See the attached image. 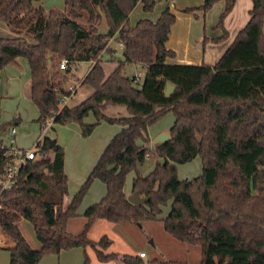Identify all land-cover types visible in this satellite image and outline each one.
Masks as SVG:
<instances>
[{"label": "trees", "instance_id": "obj_1", "mask_svg": "<svg viewBox=\"0 0 264 264\" xmlns=\"http://www.w3.org/2000/svg\"><path fill=\"white\" fill-rule=\"evenodd\" d=\"M40 1L0 0V23L14 34L0 37V71L18 58L26 60L29 99L38 110L40 132L49 117L53 125L76 123L83 137L102 122L118 124L121 130L64 209V150L55 138L35 142L34 160L10 190L0 193V233L10 242L9 264H37L44 255L77 247L83 250V264H90L88 248L100 263L117 260L115 253L105 252L111 245L107 236L88 239L99 220L137 225L161 221L169 236L200 247L199 264H264V0H251L247 24L213 65L165 62L174 56L165 46L175 22L169 8L155 21L139 19L129 25L137 5L150 11L168 0H63V11L33 5ZM217 1L224 3L216 25L223 34L213 42L226 37L223 21L236 0H203L200 7L184 10L205 14ZM102 15L105 33L97 29ZM111 40L122 47L121 58L110 59L116 67L105 75L101 61L111 53ZM63 59L67 69L61 72L58 62ZM81 62L92 64L80 85L93 92L74 107H60L59 99L69 95L65 83L71 68ZM129 65L145 68L141 84L125 75ZM166 83L175 86L167 98ZM107 106H125L128 116L106 117ZM167 113L174 117L170 139L150 152L153 169L132 179L131 194L144 201L131 203L124 192L126 176L149 157L148 127ZM89 114L93 123L84 122ZM11 128L0 123V175L6 162L3 143ZM196 157L201 174L179 180L176 165ZM95 180L104 184L105 195L81 214V232L71 234L67 224L79 216ZM20 220L31 225L39 249L23 238L16 225ZM120 260L141 264L139 256Z\"/></svg>", "mask_w": 264, "mask_h": 264}, {"label": "rangeland", "instance_id": "obj_2", "mask_svg": "<svg viewBox=\"0 0 264 264\" xmlns=\"http://www.w3.org/2000/svg\"><path fill=\"white\" fill-rule=\"evenodd\" d=\"M56 1H59L58 5H56ZM170 0L167 2H160L156 3L154 7L150 11H143L141 5H137L134 10L130 13L128 17V23L130 26L135 25V23L139 19H149L155 20L153 18L158 17L161 13L160 11V4H168ZM187 0H174V7L179 8L183 4L186 3ZM192 2V0H191ZM43 9H53V10H61L63 6V0H42L39 5ZM158 14V15H157ZM157 15V16H156ZM105 17L102 16L101 20L98 24L99 31L105 33L107 29H105ZM224 22V21H223ZM217 23V22H216ZM175 24V22H174ZM173 24V25H174ZM4 27V26H2ZM224 27V23H223ZM0 37L2 38H10L7 34V30L5 28H1L0 26ZM172 44V43H171ZM110 54H104L102 56V66L103 70L106 75H108L112 70L116 67V63L110 61V59L121 58V50L119 45L114 42L111 43ZM200 49V50H199ZM202 46L196 49L195 51H191L189 54L190 58L187 60H194L196 59L195 55L200 54L201 56ZM172 58H175V54ZM185 60V59H182ZM60 62V61H59ZM59 62H58V70H59ZM89 63L81 62L71 68L70 75L67 77V82L65 83V87L68 86H77V92L71 96V98L67 101L68 107H73L79 104L92 93V89L86 85H80L82 77L86 74L87 68ZM134 69L131 66H126L125 68V75L128 78H132L131 76L137 75L139 78V83L141 84L144 78V72L141 69ZM29 69L25 59L18 58L15 62L9 63L3 67L0 71V121L4 123H9L15 129V134L10 136L8 139H13V144L18 148L23 149H32L34 148L35 141L41 139L43 137L49 138H58V142L60 146H62L65 151L68 153L76 150L77 148L84 147L83 141L85 143V147H89L93 142L92 141H85L88 137H83L81 132L78 133V137H74L72 135V127L68 126L69 124L65 125H53V130L48 129L45 132H40L39 124L36 122L38 118V111L34 104L29 99ZM137 77V76H136ZM85 96V97H84ZM121 109V110H118ZM123 111V116L127 117L128 112L125 106H107L105 109V114L107 113H116V112ZM94 121V116L89 114L85 119L84 122L90 123ZM174 121V117L171 113H167L158 119L155 123L148 127V134L153 135L154 133L159 132L161 129H169ZM75 125L77 128L79 126L76 123L70 124ZM113 127L114 134L118 132L120 127L118 124H108V123H101L97 125L93 133H97L96 140H101L104 136L105 132H102L104 128H111ZM78 130V129H77ZM80 130V129H79ZM99 134V135H98ZM94 135V134H93ZM112 135V136H113ZM112 138V137H111ZM110 138V139H111ZM101 143H97L96 146L99 145V155L103 152L105 148V143L102 145ZM157 144L153 143V139L150 140L146 144V149L150 152H154L155 146ZM148 154V155H149ZM151 154L149 155L146 160L137 166V170L140 174L146 175L150 172L154 167V160L151 159ZM161 161V160H160ZM177 169V177L179 180H191L197 176H199L202 172V165L199 157H196L192 161L176 165ZM77 170L74 169L73 173L68 176V196L71 197L76 189L80 186V181L77 177ZM134 176V171H131L127 174L124 184V192L129 194L131 193V182L132 177ZM95 185H102L101 182H96ZM96 186H90V189L83 199V202L86 204V207L92 205L95 202H98L103 196L100 192L96 189ZM65 199V198H64ZM96 200V201H95ZM64 201V200H63ZM82 202V203H83ZM89 202V203H88ZM64 203V202H63ZM81 203V205H82ZM83 203V205H84ZM85 207V208H86ZM169 207L164 208L163 216L168 212ZM26 221V220H25ZM85 222V219L82 216H77L69 221V226L67 231L73 232V234H78L82 230V226ZM30 226V224L28 223ZM122 226L124 228L116 227L114 224H110L106 221L99 220L89 230L88 239L96 242L102 236H107L108 239L113 244L105 251L106 253H122L124 249L127 251L126 254H130L129 249H127L128 244L131 242H135L141 248L140 252H144L147 254V259H155L159 263L152 264H170L168 262H172L173 264H199L200 261V247L193 246L186 243H182L174 239L173 237L169 236L164 230L161 221H153V222H143L141 225L137 224H129L123 223ZM121 226V227H122ZM129 244V245H130ZM88 254L91 255L93 258V263H95V254L91 249H87ZM81 256H82V263L84 261L83 250L80 248ZM197 253V254H196ZM52 254L44 255L37 264H47L48 256ZM118 259V264H121L120 258L124 255L116 254ZM120 260V261H119ZM175 262V263H174ZM186 262V263H184ZM54 263L57 264V259L54 260ZM0 264H9V254L6 250L0 249ZM141 264H149L146 260H143Z\"/></svg>", "mask_w": 264, "mask_h": 264}, {"label": "crops", "instance_id": "obj_3", "mask_svg": "<svg viewBox=\"0 0 264 264\" xmlns=\"http://www.w3.org/2000/svg\"><path fill=\"white\" fill-rule=\"evenodd\" d=\"M40 2H35L33 5L35 7H39L38 5ZM58 3H59V1H56V5H58ZM202 3H203V0H192V2H191V0H187L186 3L183 4L182 6H180L178 9L173 6L174 0H170L168 2V4H163V3L160 4V6H161L160 11L161 12L165 8H169L170 12L175 16V24L172 25L171 30H170V34L168 35V39L165 43L166 48L168 50H171L172 52H174L175 58H167L165 60V62L167 64H172V65H200L203 63V64H207V65H213L214 63H216L217 60L221 57V55L224 53V51L232 43L237 32L239 30H241L247 24V22L249 20V11L252 7L251 0H236L232 11L225 17L224 22H223L224 23L223 28L227 34L226 37L224 39L218 41V42H213V40L220 38L223 34V32L220 29L216 28V25H217L216 22H218V17L223 10L224 3H223V1L215 2L213 4V6L211 7V9L208 12H206L205 14H202L200 11H194V12H188V13L184 12V10L186 8H198L202 5ZM44 10L48 11L49 9H44ZM63 10H64V2H63V6H62L61 10H57V11H63ZM157 18L158 17H155L153 19L156 20ZM155 20H151V21H155ZM0 26H1V28H5L7 30V34L10 36V38L14 37V34H12V32L9 30V28L4 23H0ZM2 26H4V27H2ZM104 26H105V29H107V23L106 22H105ZM97 29H98L99 33H102L99 31V27H97ZM262 31L264 34V26H263ZM111 43H114V41L111 40L109 42V45H108L109 48H111L110 47ZM200 46H202V50H201V52L199 51L200 49L198 51L201 53V56H200V54H197V56L195 55L196 59L187 60L188 58H190V55H191L189 53L191 51H195L196 49L200 48ZM119 47H120V50L122 52V47L120 45H119ZM182 59H185V60H182ZM91 65L92 64L89 63L87 71L90 69ZM101 66H102V63H101ZM129 66L133 67L134 69H137L136 71H138V69H141L145 74V68L144 67L138 66V65H129ZM102 68H103V66H102ZM136 76L133 75L131 77L132 78L134 77L135 79H137V81L139 83L138 74ZM29 79H30V75H29ZM29 79H28V81H29ZM76 89H77V86H76ZM75 92H77V90ZM91 94L92 93H90L88 96H86V98H88ZM86 98H84V100ZM105 109H104V111H105ZM118 110H121V109H118ZM104 111H103V114L109 118L124 117L123 111H121V112L117 111L116 113L114 112V113H107V114H105ZM93 122H90V123H93ZM0 123H4V122L0 121ZM102 123H104V122H102ZM71 124H73V123H71ZM68 126H73L72 127V130H73L72 135L75 138L78 137V133L80 132L79 128H77L75 125H70V124ZM117 129H119L118 130V132H119L121 130V127H118ZM103 131L105 132V134L102 137V139L98 140V141L96 140L97 135H95L97 133H93V132L91 133V135L85 140V141H92L93 142L89 147H85V143L83 141L84 147L79 148V149L77 148L76 150L67 154L65 149L61 146L64 150V164H63L64 173L68 178V176L71 175V173H73V170L76 169L77 170V172H76L77 177L80 181V186L83 184V182L85 181L88 174L90 173V171L92 170L93 166L95 165L96 161L99 158L98 155L100 152L98 149H100V147L98 145L95 148V145L97 143H101V141L103 143L102 145H104V143H105V145H107L109 143V141L111 140L110 138L115 136L118 133L117 132L116 134L113 135L114 131H116V130H114L113 127L104 128V129H102V132ZM168 131H169V129H166V130L161 129L159 132L154 133L153 135L148 134L149 141L154 139L160 133H167L168 134ZM55 139L57 141V144L60 145V143L58 142V138H55ZM7 140H8V137H7L6 141ZM145 147H146V145H145ZM136 174L144 176V175L140 174L138 172V170L136 169V172L134 171V176L132 177V179L136 176ZM68 182H69V180H68ZM96 182H97V180L93 181L92 186H96V189L98 190V192L101 193L102 196L105 195L106 189H105L104 184L95 185V184H97ZM79 187L76 189V191L73 193V195L77 192ZM125 194H126L127 198L131 195V193H129V194L125 193ZM72 196L69 197L67 195L66 197H64L65 198L63 201L64 203H62L63 209L68 205ZM83 203L78 208V215L79 216H81L83 211L87 208L86 204L84 203V205H83ZM95 203H97V202H95ZM96 222H98V221H96ZM122 224H114V225L116 227H119V228H124L122 226ZM16 225L19 228L23 238L26 240L28 245L32 249H35V250L39 249L40 244L38 243V241L36 240V238L34 236V232H33L31 225L29 226L28 222L25 220L18 221L16 223ZM68 226H69V222L67 224V228H68ZM70 233L73 234V232H70ZM111 244H113L112 240H111ZM129 244H128L127 249H129L130 254H132V256H138L139 251L141 250V248H139V245H137L134 241L131 242L130 245ZM9 246H10V242L6 238H4L2 236V234L0 233V249H4L8 252L7 249L9 248ZM125 251H127V250L124 249L122 251V253L124 255H129V254H126ZM86 252L88 254L87 250H86ZM111 253H114V252H111ZM122 253H115V254L121 255ZM199 253H200V251H199ZM145 255H146L145 257L140 258L141 262L143 260H146L147 263H149V264H152V262L153 263H159L154 258L152 260L147 259V254L145 253ZM88 257L90 259V264H118L117 260L110 261L107 263H100L96 259H95V263H93L94 261H93V258L91 257V255L88 254ZM47 258H49V259H47V264H55L54 263L55 259H57V264H81L82 263V256H81V252H80L79 247L72 248V249L67 250V251H61L58 254H52L51 256H48ZM184 263H186V262H184Z\"/></svg>", "mask_w": 264, "mask_h": 264}, {"label": "built area", "instance_id": "obj_4", "mask_svg": "<svg viewBox=\"0 0 264 264\" xmlns=\"http://www.w3.org/2000/svg\"><path fill=\"white\" fill-rule=\"evenodd\" d=\"M66 69L67 62L63 59L59 62V71L63 72ZM134 83H138L137 79L134 80ZM67 91L69 95H63L59 99L60 107L66 105L69 98L75 93L76 87L68 86ZM52 122L53 117L47 118L42 127V132H45L46 130L50 129V127L53 125ZM9 133L10 136L15 134V129L12 127ZM3 145L6 148V162L4 164L2 174L0 175V193L3 191L10 190L20 178L23 169L27 166L30 161L34 160L35 158V148H18L13 144V139H8L6 142L3 143ZM138 256L140 258H143L146 255L144 252H140Z\"/></svg>", "mask_w": 264, "mask_h": 264}, {"label": "water", "instance_id": "obj_5", "mask_svg": "<svg viewBox=\"0 0 264 264\" xmlns=\"http://www.w3.org/2000/svg\"><path fill=\"white\" fill-rule=\"evenodd\" d=\"M175 86L170 84V83H166L165 85V89H164V97L167 98L169 97V95L174 91ZM169 135L167 133H160L159 135H157L154 139H153V143L154 144H160V143H166L169 141ZM129 202L131 203H142L144 201V199L140 198L137 193H133L128 197Z\"/></svg>", "mask_w": 264, "mask_h": 264}]
</instances>
